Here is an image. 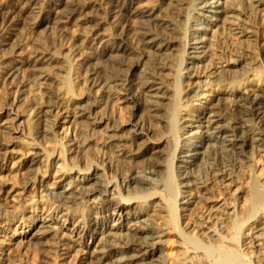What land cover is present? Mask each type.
Listing matches in <instances>:
<instances>
[{
	"label": "bare ground",
	"instance_id": "6f19581e",
	"mask_svg": "<svg viewBox=\"0 0 264 264\" xmlns=\"http://www.w3.org/2000/svg\"><path fill=\"white\" fill-rule=\"evenodd\" d=\"M19 1L8 0L0 6L1 65L9 64L19 53L23 55L16 48L2 55L3 46H9L7 42L12 39L6 36L11 28L7 27L8 16L16 13ZM105 1L104 5L92 6L88 17L83 15L90 8L87 3L52 0L38 26L57 18L74 23L83 15L82 21L90 24L92 32L88 41L96 43L101 25L107 19L115 28L125 25L139 0ZM157 1L159 11L134 10L133 15L139 18L135 40L131 41L123 29L113 32L97 48L82 54L76 53L77 48L73 51L83 64L78 86L84 90L82 98L64 102V93L56 88L59 85L50 86L56 80L48 73V66L59 58L40 42L30 45V52L19 65L3 66L0 85L17 80L20 89L13 97L0 96V162L9 158L11 147L19 148L26 157L18 166L24 172L18 171L20 174L12 178L19 177L18 186L23 191L42 189L38 197L55 208L54 214L47 215L50 220L45 222V217L41 225L35 224V218L16 222L19 228L24 226L25 234L16 238L9 264H22L18 256L33 249L46 254V242H51L57 252L68 250L62 231L68 229L65 223H73L74 229L69 231L80 240L74 241L72 251L85 255L81 260L88 264H169L164 249L171 228L185 244L184 257L171 264H264V183L259 182L262 189L257 183V187L230 191L243 174L251 172L258 178L264 173V167L255 168L257 159L264 157V33L261 40L253 39L257 33L241 19L262 16L264 28V0H191L189 4L184 0ZM184 6L189 7L186 13L181 12ZM171 8L182 13V27L166 19ZM233 34L245 38L248 44L241 41L236 49L225 48L224 41ZM202 77L209 80L196 82ZM27 83L34 87L30 94L25 90ZM116 102L130 110L126 123L120 124L110 116ZM193 108L196 110L187 114L192 117L190 125L184 122L180 130L197 131L171 149L167 137L178 131L177 113ZM3 115L11 117L13 126L1 124ZM25 118L36 125L27 135L30 141L17 145L12 135L23 132L19 129ZM65 124H70L72 132L64 136L67 145L59 146L57 129ZM25 147L26 153L22 151ZM57 147L59 156H55ZM59 163L61 169L56 170ZM4 171L7 169L0 166V176ZM107 175L119 177V184ZM2 179L0 222L17 214L23 217L26 202L10 211L7 200L16 192L15 183L9 190ZM217 187L222 189L219 199L192 215L191 231L185 234L180 225L186 218L182 214L201 202V197L193 202L190 198L202 192V197L211 195ZM185 197L189 199L185 201ZM152 199L164 205L167 216L163 225L153 219L160 214L150 211ZM231 202L235 203L233 207ZM91 208L94 215L89 219L83 216L76 223L74 215ZM63 210L68 213L59 218ZM234 217L241 223L234 225ZM98 238L99 246L91 251L88 240L94 244ZM210 249L223 254L208 263Z\"/></svg>",
	"mask_w": 264,
	"mask_h": 264
},
{
	"label": "rangeland",
	"instance_id": "374dc122",
	"mask_svg": "<svg viewBox=\"0 0 264 264\" xmlns=\"http://www.w3.org/2000/svg\"><path fill=\"white\" fill-rule=\"evenodd\" d=\"M7 1L8 0H0V6L5 4ZM9 1H13V0H9ZM67 1H69L68 2L69 4L76 3V2L79 3L80 1H81V3L84 2V3L89 4L90 8L86 9L85 12L83 13V15L87 14L88 17H89V15L90 16L92 15V12H91L93 10L92 6L99 4V3L104 5V3L107 2L105 0H67ZM184 1L189 4L191 0H184ZM19 2L20 3L18 4V8L16 10V13H14L13 15H10V17L8 16V18H10V19H9L7 27H9V25H10L11 28L9 27L8 31H6V36L11 37L12 39L8 40V42H7V43H10L9 46L8 45L3 46L2 55L10 54L11 51L14 50L13 48L21 49L20 52L22 51L23 55H21V53H19V55L15 56L13 59H11L9 64H5V65L0 64V77L2 75V72L5 70L4 67L12 68L16 65H19L22 61H24V59L26 57L25 54L30 52V49H28V48H30V45L34 42H36V44H38L40 42L41 43V44L39 43L40 45H43L45 48L46 47L49 49L51 48V51L55 52V58H59V59H55L57 62H55V63L53 62L52 63L53 65L48 66L49 67L48 73H50L51 76L53 78H55V80H56V81H54V79H53V82H50V84H51L50 86L52 87L55 85L56 86L59 85L58 87H56V86L55 87L58 88L60 92L64 93L63 94L65 97L64 102H68V99L71 100V98L78 99V98H82L84 96V93L82 92L84 90L81 88L82 86L79 87L81 90L78 89V86L80 85V83H79L80 77L79 76H81L83 73L82 72L83 71L82 70L83 64L78 61V56L77 57L75 56L76 53L80 52L82 54L83 52L89 51V49H91V48L99 47L100 43H102L103 41L105 42V41L110 39L111 34L113 32L114 33H118L119 31L122 32L123 29L125 31L124 33H126L128 35V37L130 39H132L131 41L135 40L136 33H138L137 27L139 24L138 23L139 18H136L137 16L133 15L134 10L136 8H139L138 10H140V9L143 10V8H145V9H152L153 8L157 11H159L161 9L160 7H157L159 4V2L157 0H139L133 6V9H131L130 12L132 14L129 15L128 22L125 23V25L123 23L120 28L119 27L115 28L112 20L107 19L106 23H103V25H101V28L99 30V34L101 35L100 40L96 41V43L94 41H93L94 43H90L88 40H90L92 32L90 29V24H85V22L82 21L84 19L83 15L78 16L77 19L79 21L77 20V22H74V23H68V22H66V20H64L62 18H57L55 20H51V22H47V24L46 23L43 24V26L40 27L38 25L43 20L44 10L49 6V4L52 3V0H21ZM104 7H106V5ZM184 7L185 8L182 9V11H181L182 13H186L189 9V7H187V6H184ZM164 8L165 7H163V9ZM165 12L166 11H163V14H165ZM181 12H178V10L176 8H171L165 14L167 16L166 19L171 20V21L175 20L174 21L175 23H177L178 25H181V24H183V20H182L181 15H180V14H182ZM99 14H102V12H100ZM177 14H179V15H177ZM102 16H103V14H102ZM261 18H262V16L261 17L260 16L255 17L251 20L246 19L243 16L241 18L244 20V22L246 21V23L250 24L254 33H257L256 36L253 38V39H257V41H259L263 38V33H264V28L261 24ZM58 20H62V21H58ZM12 22H15V23L13 24ZM241 24L244 26H247L243 22H241ZM183 25H181V27ZM226 39L227 40L224 41L223 46L227 49H236L240 44H242L241 41H244L243 45L248 44V41H246L245 38L243 39L239 35H236V34L228 35ZM178 41H179V43H181L182 42L181 38H179ZM76 48H77L76 53H73V51ZM231 60H235V58L232 57ZM62 61H63V63H62ZM59 62L62 64H60ZM56 63H59L60 65L56 64ZM56 65L58 66V68L62 65V67H61L62 69L61 70H59L60 68L54 69V67H57ZM178 65H179V63H177V65H176L177 68H178ZM48 67H47V65L43 66V68H48ZM25 77H26V75L24 76V78ZM200 79L196 80V82L209 80V79L206 80V78H203V77ZM10 82L9 83L7 82L8 84L5 83V86H4V82L0 85V96L1 97H3V95L4 96L9 95V96L13 97L16 94V91H18L20 89V86L17 83V80L13 81L11 84H10ZM29 82H31V81H29ZM30 84L31 83H29L28 87L25 88V90L27 91L28 94L32 93L34 90V87H31L32 84L31 85ZM60 88H61V90H60ZM262 89H264V86H262ZM79 91L81 92V95H78V94H80ZM37 92H39V90L36 91V93ZM65 92L66 93L69 92V94H68L69 96ZM247 93L253 94L252 92H250V90L249 91L247 90ZM182 98H183V96H182ZM202 101H203V103L205 102V100H202ZM183 104H185V103H183ZM64 105H67V104H64ZM29 108H30L29 106L24 107V109L22 110V113L26 114V111H28ZM72 108L73 107L71 106L70 110ZM123 108L125 109V111L123 110ZM195 110L196 109L193 108V109H190V111L185 112V111H182V109H180V111L177 113L178 115H176V121H177L176 124L178 127V131L176 134L172 133L167 137V139H168L167 141L168 142L170 141L169 145L171 144L170 147L171 146L174 147L177 142H180V143L182 142L181 144H183L187 138H190L197 131L196 129H194L192 132L190 130H184V131L180 130L181 127H184V124L182 126V123L187 122V125H190L189 119L191 120L192 117L188 116V115L190 113H193V111H195ZM109 113H110V116L114 120L117 119V121L120 122V124L126 123L127 121H129L127 119H130L129 118L130 117L129 116L130 110L127 107L121 106L119 104V102H116L114 105H112ZM119 118H121V119H119ZM30 120H29V118H25L23 120L24 121L23 125L20 126L19 130H22L23 131L22 133H24V135H22V133H15L12 135V137L14 138V141L17 143V145L22 143V142L30 141L29 138L27 137V135L30 133L31 129L33 127H35V125H36V124L32 123ZM119 120H121V121H119ZM125 120H127V121H125ZM185 120H187V121H185ZM2 123L3 124L5 123V125H8L11 127V126H13L14 121L11 122V117L9 118L6 115H3L1 118V124ZM196 125H198V124H196ZM69 127H70V124H65V125H62L60 128L57 129V131L59 133L58 139L59 140L61 139L59 146L67 145V141L65 138L67 136L66 134L70 135V133L72 132L71 127L68 131L67 128H69ZM2 128H3V126L2 127L0 126V129H2ZM26 131H28V132H26ZM64 143H66V144H64ZM172 147H171V149H172ZM9 151L11 152L9 155V158L7 160H2L0 162V166L3 167L4 169H7V171H4L3 174H1L3 177L0 176V178H3L2 181L7 183V185H8L7 187L9 190L12 189V186L15 183L13 190L16 189V192H15V194H13L12 197H10L7 200V204L9 206V210L14 211L15 209H19L20 205L22 203L26 202L25 206H26L27 212L23 216L24 218L22 217V215L17 214L16 215L17 217L16 216L10 217L9 219H5V220L0 222V264H9L10 262H12V259H13L12 257L14 256V254L12 252H14L16 249V247L14 245L15 240H16V238L20 237V234H22V235L25 234V232L22 233L24 226H23V228L22 227L19 228L18 224H16V222L24 221V220L30 219V218L33 220V218H35V219H37L35 221V224L41 225L42 223H44L43 222L44 218L47 217V215L54 214V212H55L54 207H51V205L44 203V201H42V199L38 197V194H41L39 192L42 189L38 191L37 189L33 188L31 192L30 191L26 192V191H23V189H21L20 186H18V178L19 177L18 178H12V177H13V175L15 177L16 173H19L18 171H20V173L24 172V171H22L21 166H20V168L18 166L21 164L23 159L26 157L22 156V152L20 151L19 148L14 149V147H11L9 149ZM17 151H19V152H17ZM22 151L26 153L27 152L26 147L24 149H22ZM60 151H61L60 147H57L56 151H55V156H59ZM257 160L258 161H257V164L255 165L256 166L255 168H256V170H261L264 167V157L263 158L259 157ZM60 165H61V163H59L56 166V170L61 169ZM54 171L51 173V179L54 178V176H55ZM248 173L249 174L245 173L246 175L243 174L239 178L237 183H235L231 187V189H230L231 193H234L238 187H244L245 186L246 188H248L249 186H252V185L254 186L257 183H258V187H259V184H260L259 182L263 181V182H261V184L264 183V180H263V177H264L263 174L264 173L262 175H259L258 178H255L256 174L254 175L251 172H248ZM108 176L109 175H107V177ZM110 176H112V175H110ZM110 176L108 178H110ZM260 176H262V178H259ZM111 178H110V180L119 184V182H120L119 177L114 176L112 179ZM51 183H52V181L50 182V184ZM171 185H172V187H175V182H173ZM255 186L257 187V185H255ZM260 188L261 187H259V189ZM169 190L171 193H173V189H171V187L169 188ZM221 192H222V189L220 187H217L216 190L213 191V193L211 195H205L204 194L202 197V194H203V192H202V193H198L197 198H192L193 196L190 198V199H192V202H193V201H196L197 199L199 200L201 197V202L198 205H196V204L192 205L190 207V212H188V213L185 212L186 214L185 213L182 214L186 218L182 219V221L180 222V225H181V228H183V230L186 232L185 234H188V232L191 231L190 229H188L190 227V223H191L190 219L193 218L195 215L200 214L203 210H205V208L211 207L219 199L217 197L219 196V194H221ZM16 194H18V195H16ZM14 195H16V196L14 197ZM43 195H45V193H43ZM184 196H187V195H184ZM208 197H209V199H208ZM170 198H171V196H170ZM185 198H184L185 201L187 199H189L187 197H185ZM244 198H246V196ZM33 201H35L36 203ZM134 202H138V201L136 200ZM150 202H151V204L154 203L153 209L152 210L150 209V211L153 212L155 210V211L159 212L158 214H160V217L153 218L154 221L163 225L165 222V219L163 217H165V215L167 216V214L165 212H163L165 209L164 205L161 203L159 204L158 199H154L153 201H150ZM180 202H182V200H180ZM234 205H235V203L231 202L230 206L233 207ZM136 206H138V208H140V206L138 204H136ZM94 212L95 211L93 210V208H91L89 211H87L85 213H82V214L80 213V214L74 215V219H75L76 223L78 221L82 220L83 216L85 217V219H89V218H91V216L94 215ZM67 213H68L67 211L63 210V213H61L59 215V218L63 214H67ZM192 215H194V216H192ZM190 216H192V217H190ZM188 217H189V219H188ZM239 217H234L232 219L233 220L232 223L234 225L241 223V220H240L241 217H240V219H238ZM49 220H50V218L47 217L45 222H47ZM62 223L63 222H61V224ZM72 224L73 223H71V224L65 223V227H67L68 229L60 228L61 225H57V226L54 225L57 229H59V228L62 229L63 234H65V237H66L67 242L69 244L68 250L62 251V252H57V251H55V248H53V245L51 244V242H46L45 248L48 249V252H46V254L43 252L40 253V251H36V250L34 251V249H33V251L31 250L30 252L26 253V255H21L20 257L18 256L17 259H19L22 262V264H46V263L47 264H81L82 262H83L82 264H88V262L85 263V261L81 260V258L85 259V257H86L85 255H83L82 253L80 255H78V254L75 255L74 252L72 251L76 247L75 242H80L78 235L75 236V235L71 234V232L69 231V230L72 231L74 229ZM183 224L185 227L182 226ZM27 228H25V229H27ZM169 232H170V234H168L167 238H165L167 243L165 245L164 253L166 255L165 256L166 259L168 261H170L169 264H171L174 261H180L184 257L185 244H184L182 238H180L176 235V231H174L171 228ZM99 241H100V238H98L94 244H91L90 241L88 240L87 243L90 244L91 251H93L94 249H96L99 246L98 245ZM214 250L215 249L208 250V256L210 255L208 257V259H209L208 263H211L215 258L219 257L218 254H220L222 252L219 249H216L217 253L216 252L214 253ZM222 254H223V252L221 253V255ZM79 261H81V262L79 263Z\"/></svg>",
	"mask_w": 264,
	"mask_h": 264
}]
</instances>
